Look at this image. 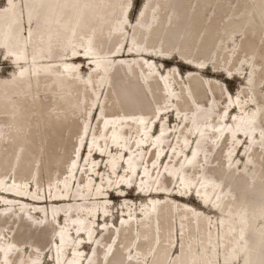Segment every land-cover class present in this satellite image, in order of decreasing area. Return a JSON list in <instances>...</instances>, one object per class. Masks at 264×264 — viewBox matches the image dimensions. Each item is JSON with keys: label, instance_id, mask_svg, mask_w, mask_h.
<instances>
[{"label": "bare ground", "instance_id": "1", "mask_svg": "<svg viewBox=\"0 0 264 264\" xmlns=\"http://www.w3.org/2000/svg\"><path fill=\"white\" fill-rule=\"evenodd\" d=\"M131 4L0 6V264H264V0H143L135 22ZM217 74L246 82L233 96Z\"/></svg>", "mask_w": 264, "mask_h": 264}, {"label": "rangeland", "instance_id": "2", "mask_svg": "<svg viewBox=\"0 0 264 264\" xmlns=\"http://www.w3.org/2000/svg\"><path fill=\"white\" fill-rule=\"evenodd\" d=\"M18 2H19V0H18ZM3 3H4V0H0V6L1 5H3ZM132 7V4H131V6H130V8ZM142 7H143V0H133V7H132V10H131V13H130V21H133L134 20V22L136 21V19H138L139 18V15L141 14V12H142ZM130 8H129V10H130ZM141 9V10H140ZM234 45H236V42L235 43H230V47H232V46H234ZM5 58V57H4ZM4 58H0V78H3V77H8V76H11L12 75V73H13V71L15 70L14 68H13V63H11L9 60H6V59H4ZM158 63H163V65L165 66V67H168V66H170V65H172V64H177L178 65V67H179V69L181 70V72H182V74H180V77L183 75V78L185 79L186 78V74H184L185 73V71L188 69V67L187 66H185V65H183V64H181L177 59H174V60H169V61H164V60H160V59H157L156 60ZM83 64H85V62H86V64H87V61H81ZM85 64V65H86ZM87 67V66H86ZM82 69V68H81ZM157 70H158V68H157ZM213 71V70H212ZM212 71H210V70H202L201 71V73H202V75L203 76H211L213 73H212ZM81 72H82V75H84L85 76V74H86V72H87V70L85 69V67H84V69H82L81 70ZM243 75H248L249 74V71L247 70V69H243ZM217 76H218V78L222 81V83H224V86L225 87H228V90L230 91V94L231 95H233V96H236L237 94H238V88L239 87H241V85L243 84V83H245L246 82V79H242V78H238V77H232V78H230L227 74L226 75H224V74H217ZM183 78H180V79H182L183 80ZM175 82V81H174ZM175 84L176 85H174V87L176 86V87H178L179 88V86H178V84H177V82H175ZM264 82H263V84L261 85V90H263L264 91ZM236 105V104H235ZM166 115H168V114H166ZM170 115H172V113H170ZM170 115H168V117H165V118H163V120H164V122H166L167 123V121L166 120H168V118H169V120H170V118H171V120H172V122H173V124L172 125H170L169 127H172L173 128V126H174V123H176V117L175 116H170ZM227 120H228V117L226 118ZM225 119V120H226ZM162 120V121H163ZM95 121H96V119L93 121V126H94V123H95ZM171 122V121H170ZM178 123V122H177ZM170 123L168 122V125H169ZM152 126V125H151ZM160 126H161V122H160ZM89 127H90V124H89ZM168 127V126H167ZM158 128V127H157ZM157 131H158V129H157ZM177 130H174L173 131V134L176 132ZM158 133H160V131L158 132ZM87 141V140H86ZM90 141V140H89ZM172 141V140H171ZM248 141V140H247ZM189 146H191V142L189 143ZM168 150V148L167 149H165L164 150V152L163 153H165V151H167ZM88 152H89V145H88V147H87V144H86V151H85V153H84V156H83V159H82V161H81V167L83 166V164H85L86 163V158H87V156H88ZM185 153H187V150L185 151ZM189 155H191V154H189ZM242 157L243 158V156L245 157L246 155L245 154H243L242 153V150L239 152V156L237 157L238 159H239V157ZM233 157H235V153L233 154ZM167 160V159H166ZM160 161V160H159ZM242 161V160H241ZM99 162H100V159H99ZM165 162V161H164ZM101 163V162H100ZM106 163H108L107 162V160H105L103 163H102V169L100 170V175L99 174H95L94 173V180H96V182L97 183H99L100 181H101V176H103L104 178H105V180H103V182L105 183L106 181H107V177L110 175V176H113V173H110V172H112V170L109 168V166H107L106 167ZM122 164H124V165H126V163H125V161L123 162V161H121V163H120V167L118 168L119 170H122V168H121V165ZM240 164V163H239ZM80 170L81 169H79V171H78V174H77V178H79L78 176H79V174H80ZM109 170V171H108ZM118 170V171H119ZM127 170H128V172H129V169L127 168ZM76 173V171L74 172V174ZM103 173H104V175H103ZM95 176H97V177H95ZM77 178H74L75 179V186L77 185ZM134 179H136V177L134 178ZM31 183H33L34 184V186L32 185V193L35 191V189H34V187H35V183L34 182H32L31 181ZM41 183L43 184L44 183V186L46 187V189H47V174H46V172L45 171H41ZM74 184V183H73ZM72 184V185H73ZM132 184H136L135 182H133ZM173 185H176V188H175V190L174 191H176L177 192V190H179V184H173ZM43 186V185H42ZM114 187H116V186H114ZM114 187H112V189H114ZM132 187H134L133 185H132ZM137 187V188H136ZM136 187H134L133 189H132V191H131V193H130V198H133L135 201H137V206H139L140 205V201L139 200H144V198H139V197H137V195H135V194H137L138 193V191L139 190H141L142 188H140L139 187V185H136ZM195 189V187L194 186H192V188L191 189H188L187 191H184L182 194H186L187 193V199L189 200V202H190V204L193 206V207H195V208H200V204L197 202V200L199 199V200H201V196H199V197H197L196 198V195L198 196L199 195V193L196 191V190H194ZM116 190V189H115ZM115 192V191H114ZM116 193V192H115ZM195 193V194H194ZM134 194V195H133ZM116 195V194H115ZM180 196V195H179ZM186 197V196H185ZM197 200H196V199ZM1 199V198H0ZM128 201H123V197H120V198H118V197H116V196H113L112 195V198L110 199V202H108V204L107 205H109V209H108V213H109V217H108V225L109 226H112L113 225V223L111 222V215H112V217H114V219H115V222H114V226L115 225H117V224H119V222L121 221V218L123 217V215H126V216H128L127 215V211H126V206H125V204L124 203H127ZM1 204H4V202L3 201H1L0 202ZM120 203H122V204H120ZM20 206H21V204H20ZM111 207V208H110ZM15 208L18 210V213H19V211H21V210H19V205H15ZM122 208H124V212L122 211ZM132 208H134V206L132 207ZM138 212L137 213H140L141 211L140 210H137ZM32 212H34V210H33V208H32ZM101 212V213H100ZM102 210L100 209L99 211H97V217H96V220H97V218H98V213L101 215L102 214ZM108 213H107V215H108ZM41 215H43V213H40ZM62 214L64 215V214H66V215H68V211L66 212V213H64V212H62ZM211 215H215V213L214 212H211L210 213ZM65 216V215H64ZM62 217V219H60V220H56L55 221V224L56 225H61V226H64V224H65V217ZM139 217V216H138ZM99 219H100V225H97V224H95V228L96 229H98V230H100L99 228H101V229H103L104 227H103V225L101 224L102 223V219H103V216H100L99 217ZM36 220H40L39 218H37ZM177 224H178V221H177ZM174 225H175V223H174ZM177 227L179 228V224L177 225ZM75 229L76 228H73V226L71 227V232H74L75 233ZM177 230H176V228H175V232H176ZM81 235H84V237L86 238L85 240L83 239V242L84 243H82V244H85L86 242H90V243H87L88 245H90V247H91V244H92V242L91 241H88L87 240V235H85L87 232L86 231H84V230H82L81 232ZM84 233V234H83ZM178 234H179V238H180V233H179V231H178ZM95 235H96V233H95ZM94 235V236H95ZM10 237V235H8L7 234V237ZM49 237H47V239H48ZM54 239H57L58 241H59V237H55ZM74 239H76V235H74ZM81 246H83V245H81ZM90 247H88V249H86L85 251L83 250V254L85 255V254H87V256H88V258L91 256V253H92V247L90 248ZM26 248V247H25ZM25 248H23V249H25ZM71 248V247H70ZM22 249V250H23ZM29 248H28V253H29ZM71 252V251H70ZM68 251H67V255H68ZM44 255H47L46 257H44ZM41 258L39 259L40 260V263L39 264H43L44 262V264H58V263H56V260H55V258L53 259V257H52V259H51V254L50 253H48V254H45V253H43V254H41ZM49 261H51V262H49Z\"/></svg>", "mask_w": 264, "mask_h": 264}]
</instances>
